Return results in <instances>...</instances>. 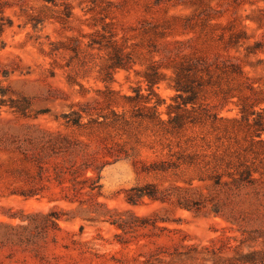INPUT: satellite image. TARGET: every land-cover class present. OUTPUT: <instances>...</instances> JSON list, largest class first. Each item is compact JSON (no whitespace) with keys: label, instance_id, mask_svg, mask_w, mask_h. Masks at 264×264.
<instances>
[{"label":"rangeland","instance_id":"rangeland-1","mask_svg":"<svg viewBox=\"0 0 264 264\" xmlns=\"http://www.w3.org/2000/svg\"><path fill=\"white\" fill-rule=\"evenodd\" d=\"M0 264H264V0H0Z\"/></svg>","mask_w":264,"mask_h":264},{"label":"trees","instance_id":"trees-1","mask_svg":"<svg viewBox=\"0 0 264 264\" xmlns=\"http://www.w3.org/2000/svg\"><path fill=\"white\" fill-rule=\"evenodd\" d=\"M244 175H246V176L248 175V178L251 176V174L248 171H245ZM99 181H100V176L99 175L96 176V177H86L83 182L77 183V185H79L80 189L87 188L90 192H93V191H97V190L100 189L101 186L99 184ZM152 193L153 192H147V193L140 192L137 197L138 198H142L144 196H147L151 200H155L156 198H154V194H152ZM27 196H31V195H27ZM127 199H128L127 201L129 203L134 204L132 202V200H130V198H127Z\"/></svg>","mask_w":264,"mask_h":264}]
</instances>
